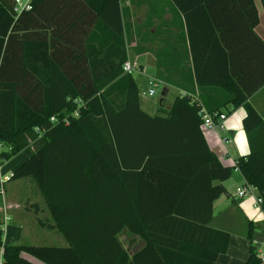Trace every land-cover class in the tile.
<instances>
[{
	"label": "trees",
	"instance_id": "1",
	"mask_svg": "<svg viewBox=\"0 0 264 264\" xmlns=\"http://www.w3.org/2000/svg\"><path fill=\"white\" fill-rule=\"evenodd\" d=\"M171 1L185 19L193 85L223 89V106H245L250 152L235 166L223 165L200 129L201 108L222 107L190 92L154 115L141 108L133 72L124 71L129 32L121 0H33L19 15L14 0H0V163L28 155L10 178L36 180L68 241L0 239L3 264H36L29 257L46 264H220L231 233L212 225L214 203L230 195L224 181L235 167L258 190L264 211V121L248 102L264 84L256 0ZM213 2L231 4L256 37L261 54L253 87L232 63ZM159 68L155 78L175 85L174 74ZM128 125L132 133L122 135ZM124 229L145 241L132 255L120 238ZM253 236L251 225L246 264H263Z\"/></svg>",
	"mask_w": 264,
	"mask_h": 264
},
{
	"label": "crops",
	"instance_id": "2",
	"mask_svg": "<svg viewBox=\"0 0 264 264\" xmlns=\"http://www.w3.org/2000/svg\"><path fill=\"white\" fill-rule=\"evenodd\" d=\"M255 5L259 23L255 26L254 32L264 40V8L261 0H256ZM121 6L125 14L124 22L129 32L128 41L126 40L128 61L138 67L137 71L145 74L148 83L155 78L159 68L157 66L159 58L162 62L164 61L159 69L174 74L175 85L159 80V86H163L164 96L162 95L157 107L144 105L140 92L141 108L149 115H154L160 107L170 108L178 94L187 92H190L195 99H202L201 101L209 106H221L227 115L226 130L206 131L200 129L210 150L218 156L221 163L225 166H235L236 159L247 155L251 149L243 125L247 114L246 108L244 105L234 107L232 103L223 106L226 100V93L223 89L212 87L199 89L193 85L190 76L193 73L192 53L182 13L171 0H121ZM209 6L220 28L224 30L222 38L223 41H226V50L232 56V63L238 70H243L247 74L246 86L253 87L257 83V56L261 54L257 49L256 37L250 31L245 18L240 16V13L233 14L231 4L213 2ZM157 57L159 58L157 59ZM259 61L261 62L262 59L259 58ZM187 74L190 76L188 79ZM179 82L182 87L178 86ZM172 93H174V97L168 104L167 98ZM248 102L258 111L264 121V84L250 95ZM131 133V125H128L121 134L127 136ZM224 137L230 138L231 142L225 143ZM254 140L257 142V136H254ZM27 159L28 155L22 151L4 163H0L2 167L0 174L2 179L0 186V239L3 243L67 246L68 241L57 229L36 180L32 177L10 178L13 172ZM201 159L202 156L198 155L197 168L200 166ZM235 174L241 177L238 181L241 183L237 187L246 183L239 169L233 168L232 176L228 181H224L230 194L226 196L224 203L225 208L228 209L227 214L217 219L215 204L222 198L220 197L214 203L212 225L231 233L228 251L220 254L217 258V262L220 264H246L250 248L247 232L251 225L254 227L253 243L255 247L257 246V254L259 256L264 254L258 248V245L264 243V211L262 206L258 207L255 204V197L259 195L258 190L254 188L253 195L244 198H239L237 193L236 196H233L229 191V182ZM235 215H239L245 225L243 234H233L231 227L234 225ZM257 228L262 229L263 239L262 235L257 236ZM120 238L130 255L145 246L143 239L127 229L120 233ZM29 259L36 264H46L33 257H29ZM0 264H3L1 248Z\"/></svg>",
	"mask_w": 264,
	"mask_h": 264
},
{
	"label": "built area",
	"instance_id": "3",
	"mask_svg": "<svg viewBox=\"0 0 264 264\" xmlns=\"http://www.w3.org/2000/svg\"><path fill=\"white\" fill-rule=\"evenodd\" d=\"M33 0H14L15 8L14 11L16 14H21L25 10H29L32 7ZM134 70H139L137 66H134L130 61H126L124 63V71L131 73ZM160 82L156 78H153L148 83V89L142 92V95L154 96L157 91ZM78 110L75 111V115H78ZM202 123L201 128L206 131H225L226 130V119L227 115L224 112L220 111H208L206 108L202 107L200 110ZM53 122L57 121L56 117H51ZM225 143L231 142L230 138L224 137L223 138ZM2 167L0 165V172ZM255 187L248 184L247 182L243 185H240L236 188V193L239 198H244L247 196L253 195V190ZM263 199L258 195L255 197V204L256 206L260 207L262 205ZM261 261L264 264V254L260 255Z\"/></svg>",
	"mask_w": 264,
	"mask_h": 264
},
{
	"label": "rangeland",
	"instance_id": "4",
	"mask_svg": "<svg viewBox=\"0 0 264 264\" xmlns=\"http://www.w3.org/2000/svg\"><path fill=\"white\" fill-rule=\"evenodd\" d=\"M133 76L135 77L136 81L138 82V85L140 87L141 90V94L143 91H146L148 89V80L147 77L145 76L144 73H140L137 70L133 71ZM157 93L154 96H148V95H141L142 96V102L144 105H154V106H158L160 99L163 97L162 96V92H163V86H159L156 89ZM174 97V93L170 94L167 98V102L168 104L172 101ZM2 173V170L0 172V174ZM236 176V177H235ZM234 177L231 178V181L229 182V191L233 194V196H236V187L239 183L238 182L239 179H241L240 175L235 174ZM238 179V180H237ZM228 181V180H227ZM238 182V183H236ZM228 183V182H227ZM222 200H219L216 202L215 204V215H217V219L220 216H224L227 214L228 209L225 208V199L227 198L225 195L221 196ZM233 234H243V231L245 230V225L242 223L241 221V217L239 215H235L234 217V225L231 227ZM257 231V236L262 235L263 231L260 228L256 229ZM262 239H263V235H262ZM257 247V246H256ZM258 248L264 252V243L258 245Z\"/></svg>",
	"mask_w": 264,
	"mask_h": 264
},
{
	"label": "water",
	"instance_id": "5",
	"mask_svg": "<svg viewBox=\"0 0 264 264\" xmlns=\"http://www.w3.org/2000/svg\"><path fill=\"white\" fill-rule=\"evenodd\" d=\"M162 95L164 96V93L162 92Z\"/></svg>",
	"mask_w": 264,
	"mask_h": 264
}]
</instances>
